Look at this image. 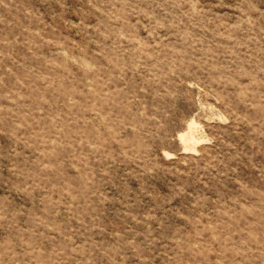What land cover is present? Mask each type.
<instances>
[{
	"label": "rangeland",
	"instance_id": "374dc122",
	"mask_svg": "<svg viewBox=\"0 0 264 264\" xmlns=\"http://www.w3.org/2000/svg\"><path fill=\"white\" fill-rule=\"evenodd\" d=\"M0 264H264V0H0Z\"/></svg>",
	"mask_w": 264,
	"mask_h": 264
}]
</instances>
